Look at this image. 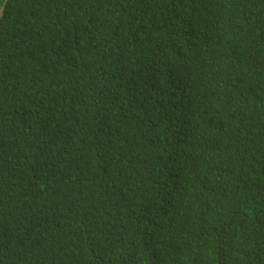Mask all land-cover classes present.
I'll return each instance as SVG.
<instances>
[{"label":"trees","instance_id":"1","mask_svg":"<svg viewBox=\"0 0 264 264\" xmlns=\"http://www.w3.org/2000/svg\"><path fill=\"white\" fill-rule=\"evenodd\" d=\"M0 264H264V0H2Z\"/></svg>","mask_w":264,"mask_h":264},{"label":"water","instance_id":"2","mask_svg":"<svg viewBox=\"0 0 264 264\" xmlns=\"http://www.w3.org/2000/svg\"><path fill=\"white\" fill-rule=\"evenodd\" d=\"M3 9H4V2L0 5V17L2 15Z\"/></svg>","mask_w":264,"mask_h":264},{"label":"flooded vegetation","instance_id":"3","mask_svg":"<svg viewBox=\"0 0 264 264\" xmlns=\"http://www.w3.org/2000/svg\"><path fill=\"white\" fill-rule=\"evenodd\" d=\"M3 3V1L2 0H0V5Z\"/></svg>","mask_w":264,"mask_h":264}]
</instances>
